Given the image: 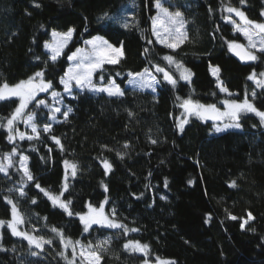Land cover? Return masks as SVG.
I'll use <instances>...</instances> for the list:
<instances>
[{"label": "trees", "instance_id": "1", "mask_svg": "<svg viewBox=\"0 0 264 264\" xmlns=\"http://www.w3.org/2000/svg\"><path fill=\"white\" fill-rule=\"evenodd\" d=\"M156 2L0 0V85H15L43 72V79L52 82L49 93L55 91L62 97V108L53 123L45 108L35 103L28 108V112H36L38 139L10 143L0 126L1 153L19 147L28 157L34 177L20 181L16 173L0 172V220L11 219L8 198L24 219L20 229L51 241L38 249L3 226L0 264H67L59 253L70 259L72 252L62 247L53 228L84 246L108 240L107 245L96 248L101 264L142 262L145 256L124 249L129 240L149 245L150 261L159 257L176 264H264V125L259 117L242 115L239 130L220 134L213 132V122L196 118L189 119L183 130L177 128L184 99L222 106L226 98L243 100L247 96L264 111V90L248 79L264 72V53L257 51L258 59L247 64L236 59L228 43L246 45V41L225 19V7L231 6L248 19L264 23V0H245L243 4L241 0H164L162 5L179 11L184 20L187 39L175 50L161 46L153 37ZM69 28L74 30L73 38L53 62L44 43L52 30ZM95 35L122 46L124 56L118 64H106L95 73L94 83L114 79L124 94L110 97L74 91L67 97L59 82L68 67L67 57ZM165 56L190 69L191 80H179ZM210 65L220 68L223 87L233 95L220 92ZM156 66L169 72L176 85L160 73L155 93L126 86L129 73ZM16 106L15 98L0 100V125ZM68 108L72 111L65 117ZM46 124L51 125L47 133L43 131ZM53 136L60 140L59 145ZM65 160L77 165L66 190ZM105 160L112 166L107 174ZM37 184L51 194L63 193L61 199L71 201L74 214L54 207ZM105 198L106 212L138 231L125 235L122 228L93 225L84 232L76 213L84 212L89 204L98 206ZM248 213L254 219L241 229Z\"/></svg>", "mask_w": 264, "mask_h": 264}, {"label": "snow or ice", "instance_id": "2", "mask_svg": "<svg viewBox=\"0 0 264 264\" xmlns=\"http://www.w3.org/2000/svg\"><path fill=\"white\" fill-rule=\"evenodd\" d=\"M245 0H241V4H243ZM39 7V5H36ZM157 15L152 17V32L156 37L157 42L165 45L168 48L175 50L182 44L186 39L187 35L183 31L184 21L182 18V14L180 12L170 13L167 9L163 8L157 0L156 3ZM228 13H234L235 16L239 17L241 23L237 24L234 21H231L229 17L225 19L229 20V22L233 23V31L239 33L244 37L247 41V45H243L237 43L236 41H231L228 43V49L235 56H237L241 61H255L258 59L256 52L264 53V23L255 22L245 15L243 11L235 7H227L225 9ZM264 16V12L261 13ZM124 27H128V24L125 23ZM73 29L69 28L67 32L59 33L53 32V39L51 42L47 43L45 46L48 48L51 53L50 59L55 62L63 53L64 48L67 46L68 42L72 39ZM89 46V50L77 49L67 58L69 61H73V66L69 67L68 71L65 72L64 77L61 78L60 83L64 85V91L66 93L71 92L72 84L71 82H75V86L81 89L87 88L89 91L94 92H106L109 96H122L124 93L121 91L119 86L115 84L114 81H109L108 86L105 87H96L93 84V75L95 73L101 72L106 64H118L120 60L124 56L123 48L114 47L103 37L97 36L93 39L86 42ZM147 51V50H146ZM170 65H176L177 69L180 71V79L185 81H190L192 72L190 69L184 68L182 64L175 61L172 56H165L163 58ZM156 72L163 73V78L169 84L175 86L177 81L173 79L172 75L169 72L165 71L164 68L156 66ZM209 71L212 76L216 78L217 88L221 92L228 93V89L223 87V83L219 78L220 68L215 66H209ZM149 75L148 69H145L143 73L132 74L129 73L130 77H140L143 80L142 86L151 87V82L156 81L155 76H151V82L145 79ZM261 77H264V73H260ZM43 72H36L34 76L29 77L27 80H21L19 83L15 85H9L4 83L0 85V100L9 99L12 97H16L19 99V104L16 107L15 111L12 113L11 117L7 120L6 125H0L6 127L8 129V141L11 143L15 139L19 138L20 140L28 139H38L39 132L37 130V126L33 123L34 116L29 115L27 119L24 120V123L31 127L33 135H28L24 132H19L18 130H14L15 122L21 117V114L28 107L29 103L36 99L38 92H47L50 88H52V82L43 79ZM100 79L103 80V75L100 76ZM249 80L254 81L258 87L264 88V79H257L256 74L253 73L248 76ZM60 94L53 91L52 96L56 98ZM231 95V93H228ZM253 98H255V93L253 94ZM179 99V98H178ZM45 101L38 100L37 105H44ZM223 110L217 107L216 104H201L199 101H194L192 99H184L180 104V107L184 109V117L183 119L178 118L177 127L180 130H183L184 125L189 122V116H196L201 120H212L222 122L221 125H217L215 127L216 132H222L229 128H240L241 125L239 123L242 114L253 113L260 119L261 125H264V111L258 110L255 105L245 96L243 100L236 99H225L222 101ZM59 108H55L54 112H59ZM72 109L68 108L63 115L67 117L68 113L71 112ZM131 115V113H130ZM54 119V115L52 116ZM228 121V122H224ZM51 125L46 124L43 128L45 133L50 132ZM57 145L60 144V140L56 137H52ZM155 143V141H152ZM16 154V149L13 148L12 153H6L3 157V163H0V172L7 173V169L12 166L11 156ZM28 157L25 155H20L19 163L20 170L23 173V177L28 181L34 180L33 175L29 171L27 165ZM64 167L66 171V179L67 172L71 170V175L75 176L77 172V165L70 161H64ZM103 167L105 169V174L111 171V164L105 160L103 161ZM191 183V181H189ZM232 186H235L233 183ZM37 188H40V185H36ZM64 189H67V184L64 185ZM40 191L44 192L45 196L52 202L54 207H59L63 209L69 216H72L74 213L70 210L69 205L71 201H63L60 196L52 195L50 192L46 191L43 188H40ZM105 191L107 188L105 187ZM21 195H24L21 192ZM61 196L63 193L60 194ZM163 199V197H162ZM7 203L11 205V219L10 220H0V227L6 226L8 230H10L12 236L20 237L23 240H26L29 246H34L38 249H43L45 244H50L51 241L45 239L42 236H35L30 232L23 231L20 229V225L24 223V219L20 214L17 206L13 203L12 200H7ZM35 203V201H33ZM79 216L80 222L84 225V231L88 232L89 229L93 225H100L102 227L113 228V229H123L124 234L127 235L129 231H138V229H128L125 225H122L115 221V219H110L104 211V202H102L99 207H93L91 204L88 205V212L86 214L76 213ZM230 219L236 220L235 216H229ZM254 217L251 213H248V217L246 220L241 222V229L245 228V225L253 220ZM57 236L60 237V242L63 248L72 250V258L69 260L64 252H60L59 255L64 257L67 260V264H77V259H79L80 264H101L102 257L96 251V248H102L109 243L108 240H104L100 242L96 246H92L91 244L84 246L81 245L80 241H72L70 238H65L63 233L58 229H51ZM124 249L131 253H141L146 258L143 261V264H150L147 259L149 253V245L141 244L139 241L129 240L124 244ZM3 250V249H0ZM36 255V253H32ZM155 264H176L175 261L165 260L157 257Z\"/></svg>", "mask_w": 264, "mask_h": 264}, {"label": "rangeland", "instance_id": "3", "mask_svg": "<svg viewBox=\"0 0 264 264\" xmlns=\"http://www.w3.org/2000/svg\"><path fill=\"white\" fill-rule=\"evenodd\" d=\"M163 1L164 0H159V2H160V4H161V6L163 7V8H165V9H167L166 7H164L162 4H163ZM157 3V2H156ZM156 3H155V8H156ZM228 7V6H227ZM227 7H225V9L227 8ZM168 10V9H167ZM157 8H156V14H155V16L157 15ZM168 12H170V13H175V12H179V11H170V10H168ZM226 12V14H227V16L226 17H229L230 18V20L231 21H234L235 23H237V24H239V23H241V21H240V19H239V17H237V16H235V14L234 13H228L227 11H225ZM182 18H183V16H182ZM184 21V20H183ZM226 22H228V23H230L231 24V26L233 27V23H231V22H229V20H227L226 19ZM151 27H153L152 26V21H151ZM183 31L185 32V27L183 28ZM53 32H59V33H63V32H67V31H57V30H52L51 32H50V38H49V40L48 41H46L45 43H44V51H46L48 54H49V56H51V53L49 52V50H48V48H46V44L47 43H49V42H51L52 41V39H53V36H52V33ZM73 33H74V31H73ZM153 33V32H152ZM237 33V32H236ZM97 36H100V35H95V36H92L91 38H89V39H87V40H85L84 41V43L81 45V46H79V47H77L73 52H75L77 49H84V50H89L90 49V46L86 43L87 41H89V40H91V39H93L94 37H97ZM242 36V35H241ZM100 37H102V36H100ZM153 37H154V39H155V41L157 42V39H156V37L153 35ZM243 37V36H242ZM72 38H73V34H72ZM104 38V37H103ZM244 38V37H243ZM105 39V38H104ZM72 40V39H71ZM70 40V41H71ZM106 40V39H105ZM69 41V42H70ZM108 41V40H107ZM246 41V40H245ZM69 42H68V44H69ZM109 42V41H108ZM110 43V42H109ZM158 43V42H157ZM67 44V45H68ZM111 44V43H110ZM158 44H160L161 46H164V47H166L165 45H163V44H161V43H158ZM113 45V44H112ZM246 45H247V41H246ZM114 47H121V46H116V45H113ZM67 47V46H66ZM65 47V48H66ZM65 48H64V50H65ZM168 48V47H167ZM63 50V51H64ZM73 52H71L70 53V55L73 53ZM73 61H69L68 60V67L66 68V70H65V72H67L68 71V69H69V67H71V66H73ZM171 66L173 67V69H174V71L177 73V75L179 76V80H181V81H183V82H189V81H185V80H182V79H180V71L177 69V67H176V65H175V63L174 64H171ZM211 66H215V65H211ZM184 68H186L185 66H183ZM215 67H217V66H215ZM156 67H154L153 69H148V73H149V75L145 78V79H147V80H149L150 82H151V76H155L156 77V81L155 82H151V84H152V86L151 87H149V86H142V84H143V80H142V78H140V77H135V79L133 78V77H130L129 76V74H128V78H127V81H126V86L127 87H129V88H131V89H134V90H138V91H149V92H152V93H155L156 92V89H157V86L159 85V80H158V74H160V72H156ZM145 71V69L144 70H142V71H140V72H137V73H143ZM65 72L63 73V75L60 77V80H59V82L61 81V78L62 77H64V74H65ZM261 73H264V72H261ZM132 74H136V73H132ZM210 74H211V72H210ZM212 75V74H211ZM32 76H34V75H32ZM32 76H30V77H32ZM256 77H257V79H264V77H261L260 76V73H256ZM29 77H27L26 79H24V80H27ZM215 78V77H214ZM216 79V78H215ZM110 81H114L115 82V80L114 79H111ZM46 82V81H45ZM71 84H72V87H71V92L70 93H66L65 91H64V85L63 84H61L60 83V85L62 86V94L63 95H65V96H67V97H72L73 95H74V91H87V92H89V93H91V94H105V95H107V96H109L106 92H94V91H89L87 88H84V89H81V88H78V87H76L75 86V82L74 81H72L71 82ZM93 84H95L96 85V87H105V86H108V84H109V82L107 83V84H97V83H94V75H93ZM115 84H116V82H115ZM117 85V84H116ZM118 86V85H117ZM120 88V87H119ZM260 88H262V87H260ZM121 89V88H120ZM219 89V88H218ZM263 90H264V88H262ZM121 91H122V89H121ZM123 92V91H122ZM221 92V91H220ZM48 93V94H47ZM58 93V92H57ZM224 93V92H223ZM228 93H230L229 91H228ZM228 93H225L227 96H231V95H233V93H231V95H228ZM44 94H47V96L48 97H41V95H44ZM60 94V93H59ZM110 97H117V96H110ZM12 98H15L16 100H17V106H18V104H19V99L18 98H16V97H12ZM227 99V98H226ZM38 100H43V101H45V104L44 105H40V106H38L37 105V101ZM225 100V99H224ZM32 103H35L36 104V106L37 107H42V108H45L46 110H48L49 111V120H50V122L51 123H53V122H55V121H57V116H58V114H59V112H54V109L55 108H62V97H61V94L59 95V96H57L56 98H53V96H52V92L51 93H49V91H47V92H38L37 93V96H36V99L35 100H33L32 102H30L29 103V105H28V107L24 110V112L21 114V117L15 122V125H14V130H18L19 132H24L25 134H26V136H28V135H33V133H32V130H31V127H29L28 125H26L25 123H24V120L25 119H27V117L29 116V115H33L34 116V119H33V123H35L36 124V122H35V116H36V112H28V108L30 107V105L32 104ZM181 103H182V101H181ZM180 103V104H181ZM222 106H217V107H219V108H221L222 110H223V104H221ZM16 106V107H17ZM16 109V108H15ZM15 109H14V111H15ZM13 111V112H14ZM246 114H253V113H246ZM246 114H242V115H246ZM12 115V114H11ZM54 115V119L52 118V116ZM184 115H185V113H184V109L183 108H181V114H180V116H178V118L179 119H183V117H184ZM255 115V114H254ZM11 117V116H10ZM9 117V118H10ZM8 118V119H9ZM191 118H196V119H199V118H197L196 116H194V115H192V116H189L188 117V120L189 119H191ZM7 119V120H8ZM199 120H201V119H199ZM202 121H211V122H213L214 123V126H213V132L215 133V134H220V133H223V132H227V131H231V130H239L240 128H229V129H227V130H225V131H222V132H216L215 131V127L217 126V125H221L222 126V122H219V121H212V120H202ZM224 122H228V121H224ZM177 123H178V119H177ZM239 123H240V121H239ZM7 124V121L5 122V124L4 125H6ZM241 125V124H240ZM36 126H37V124H36ZM185 126V125H184ZM5 128V130L7 131V133L9 134V132H8V129L6 128V127H4ZM44 128V127H43ZM178 128V127H177ZM37 130H38V127H37ZM178 130L180 131V129L178 128ZM15 140H20L19 138H17V139H15ZM14 140V141H15ZM13 148H15L16 149V154L15 155H12L11 156V162H12V166L11 167H9L8 169H7V173H4V172H1L2 174H5V175H7V174H9V173H16L17 174V176H18V178H19V180L20 181H25V180H27L26 178H24L23 177V173H22V171L20 170V163H19V157H20V155L22 154V155H25L26 156V154L22 151V150H20V148L19 147H13ZM13 148L10 150V151H8V152H4V153H1V151H0V163H3L4 161H3V157H4V155L6 154V153H8V154H11L12 153V150H13ZM27 165H28V161H27ZM72 175H71V172L68 170V172H67V179L65 178L66 177V171H65V167H64V181H63V184L65 185V184H67L68 183V179L71 177ZM44 193V192H43ZM52 195H55V194H52ZM57 196H60V198H61V195L60 194H57ZM48 198V197H47ZM7 200H9L8 198H6V201ZM62 200V199H61ZM102 202H104V211H105V214L110 218V219H115L114 218V216H113V214H111V213H107L106 212V209H105V206H106V203H107V199L105 198V199H103L102 201H101V203ZM100 203V204H101ZM99 204V205H100ZM99 205L98 206H93V207H99ZM11 206V205H10ZM88 212V205L86 206V210L84 211V212H82V213H80V214H86ZM77 218L79 219V216L77 215ZM80 220V219H79ZM115 221L116 222H118V223H120L118 220H116L115 219ZM82 224V223H81ZM121 224V223H120ZM82 226H83V229H84V225L82 224ZM96 226H99V227H102V226H100V225H96ZM1 228V227H0ZM105 228H107V227H105ZM85 232V231H84ZM127 243V242H126ZM142 244V243H141ZM68 249H70V251L72 252V250H71V248H68ZM137 254H140V255H143V254H141V253H137ZM144 256V255H143ZM72 258V256L70 257V259ZM69 259V260H70ZM162 259H165V260H171L172 261V259H169V258H162ZM144 261V260H143ZM143 261L142 262H140L139 264H143ZM155 261H156V259L154 260V261H150L149 260V262H150V264H155ZM77 263H79L80 264V262L77 260Z\"/></svg>", "mask_w": 264, "mask_h": 264}, {"label": "water", "instance_id": "4", "mask_svg": "<svg viewBox=\"0 0 264 264\" xmlns=\"http://www.w3.org/2000/svg\"><path fill=\"white\" fill-rule=\"evenodd\" d=\"M241 44V43H240ZM236 59H238L240 62H242V63H245V64H247V63H250L251 61H241L237 56H235L232 52H230Z\"/></svg>", "mask_w": 264, "mask_h": 264}]
</instances>
